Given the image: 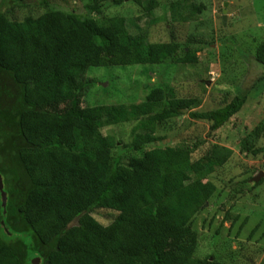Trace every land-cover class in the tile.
Segmentation results:
<instances>
[{
	"label": "trees",
	"instance_id": "obj_1",
	"mask_svg": "<svg viewBox=\"0 0 264 264\" xmlns=\"http://www.w3.org/2000/svg\"><path fill=\"white\" fill-rule=\"evenodd\" d=\"M130 1L147 18L159 7L158 0ZM28 2L42 13L14 19L11 9ZM122 2L82 0L78 9L47 0L0 2V177L6 195L3 207L0 193V264H32L34 258L39 264H162L154 247L158 227L178 236L167 264H214L194 255L198 235L191 221L200 207L180 187L224 165L232 150L213 144L193 160L190 146L154 147L121 163L108 155L116 146L114 138L98 128L108 119L146 116L132 131L130 148L140 151L157 140L153 133L158 120L150 114H181L187 100L168 98L163 88L153 87L138 104H98L78 113L70 109L66 117L40 112L41 106H67L81 98L90 67L180 58L183 51L171 56L163 44L150 43L146 29L130 33L124 17L103 15L105 4ZM182 7L187 14L180 3H170L171 20L178 15L187 22L202 10L193 3ZM245 101L246 93H238L221 108L188 115L208 122L214 132ZM254 134L264 138V121ZM259 152L264 146L252 150ZM96 209L117 214L97 231L75 224Z\"/></svg>",
	"mask_w": 264,
	"mask_h": 264
},
{
	"label": "rangeland",
	"instance_id": "obj_2",
	"mask_svg": "<svg viewBox=\"0 0 264 264\" xmlns=\"http://www.w3.org/2000/svg\"><path fill=\"white\" fill-rule=\"evenodd\" d=\"M47 1L71 9L82 5V0ZM158 2L159 7L148 18L130 0L118 6L105 4L103 15L124 17V28L130 33L146 29L149 42L163 44L171 56L183 51L179 59L90 67L84 76L87 91L81 98L67 106H41L40 112L49 118L58 114L66 117L70 109L78 113L83 107L98 104H138L153 87L163 88L168 98L187 100V109L181 114L163 118L150 114L158 120L153 133L157 140L140 151L130 148L132 131L146 116L133 121L105 120L99 131L116 143L108 155L125 163L154 147L187 145L195 160L213 144L231 149L232 155L224 165L180 187L181 194L200 207L191 221L198 235L194 255L208 257L214 264H264V152L252 153L264 146V138L254 134L264 121V80L257 81L264 74V0ZM170 3H180L182 14L188 13V8L182 6L190 3L202 6V10L187 22H181L178 15L171 20ZM11 10L16 20L43 11L33 2ZM238 93H246L242 108L214 132L209 131L208 122L188 115L190 111L221 108ZM260 172L262 182L256 184L258 181L252 179ZM227 211L230 215L225 218ZM116 214L115 210L96 209L80 216L75 224L97 231ZM177 242L178 236L163 228L155 229L154 247L162 264L171 262Z\"/></svg>",
	"mask_w": 264,
	"mask_h": 264
},
{
	"label": "water",
	"instance_id": "obj_3",
	"mask_svg": "<svg viewBox=\"0 0 264 264\" xmlns=\"http://www.w3.org/2000/svg\"><path fill=\"white\" fill-rule=\"evenodd\" d=\"M263 175V173H259L256 177H254L252 180L254 182H257L259 181L260 177ZM251 180V181H252ZM0 193H1V200H2V206L4 207L5 206V203H6V195L5 193L3 192L2 190V180H1V177H0ZM32 264H39V258H34L32 259Z\"/></svg>",
	"mask_w": 264,
	"mask_h": 264
}]
</instances>
